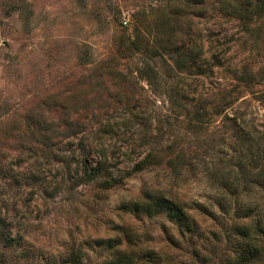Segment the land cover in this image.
I'll use <instances>...</instances> for the list:
<instances>
[{
  "label": "rangeland",
  "instance_id": "374dc122",
  "mask_svg": "<svg viewBox=\"0 0 264 264\" xmlns=\"http://www.w3.org/2000/svg\"><path fill=\"white\" fill-rule=\"evenodd\" d=\"M213 6L0 0V216L33 263L110 264L125 249L199 264L198 237L242 222L243 203L257 219L264 15Z\"/></svg>",
  "mask_w": 264,
  "mask_h": 264
},
{
  "label": "trees",
  "instance_id": "16d2710c",
  "mask_svg": "<svg viewBox=\"0 0 264 264\" xmlns=\"http://www.w3.org/2000/svg\"><path fill=\"white\" fill-rule=\"evenodd\" d=\"M212 2L214 4L213 13L223 18L238 19L242 22V18L258 19L264 15V0H212ZM228 115L226 113L225 118H229ZM230 120H234V118H230ZM240 121V124L237 125L242 129V120ZM256 139L258 141L257 151L264 153L262 144H259L260 141L264 143V135L258 136ZM253 140L256 141L253 137H247L246 144L250 146L253 144ZM99 166L96 173L99 171ZM243 171L245 172V170ZM259 175L264 178V168L260 170ZM261 184L264 185V179ZM154 197H157L168 220L181 226L184 231H190L194 227L195 219L183 203L159 193L154 194ZM218 206L221 208L224 205L220 203ZM253 210V206L243 203L242 222L234 221L228 231L223 227L210 231L208 238L198 237L197 243L191 251L193 258L199 264H204L208 259L215 264H264V203L259 212L255 214L257 219H243L251 216ZM229 239L232 241L231 245L223 243ZM213 242L224 245L219 256L214 254L217 246H214ZM26 255L25 249L19 247L17 237L12 234L8 223L0 216V264H35ZM140 257V254H137L135 250L117 249L110 264H168L164 259L155 261L156 259L150 255L144 259H140Z\"/></svg>",
  "mask_w": 264,
  "mask_h": 264
},
{
  "label": "built area",
  "instance_id": "2783aa9c",
  "mask_svg": "<svg viewBox=\"0 0 264 264\" xmlns=\"http://www.w3.org/2000/svg\"><path fill=\"white\" fill-rule=\"evenodd\" d=\"M127 23V20H124V24H126Z\"/></svg>",
  "mask_w": 264,
  "mask_h": 264
}]
</instances>
